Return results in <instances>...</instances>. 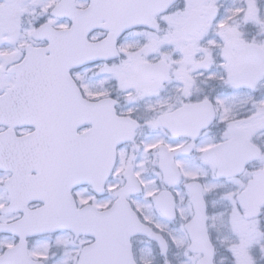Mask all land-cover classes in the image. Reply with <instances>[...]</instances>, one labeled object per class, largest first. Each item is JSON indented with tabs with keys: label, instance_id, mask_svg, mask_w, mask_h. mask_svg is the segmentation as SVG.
I'll return each instance as SVG.
<instances>
[{
	"label": "snow or ice",
	"instance_id": "obj_1",
	"mask_svg": "<svg viewBox=\"0 0 264 264\" xmlns=\"http://www.w3.org/2000/svg\"><path fill=\"white\" fill-rule=\"evenodd\" d=\"M0 264H264V0H0Z\"/></svg>",
	"mask_w": 264,
	"mask_h": 264
}]
</instances>
